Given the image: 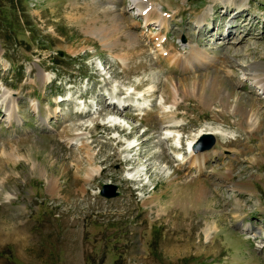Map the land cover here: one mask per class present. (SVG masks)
Returning a JSON list of instances; mask_svg holds the SVG:
<instances>
[{"label":"rangeland","instance_id":"374dc122","mask_svg":"<svg viewBox=\"0 0 264 264\" xmlns=\"http://www.w3.org/2000/svg\"><path fill=\"white\" fill-rule=\"evenodd\" d=\"M147 1L0 0V264H264V0Z\"/></svg>","mask_w":264,"mask_h":264},{"label":"bare ground","instance_id":"6f19581e","mask_svg":"<svg viewBox=\"0 0 264 264\" xmlns=\"http://www.w3.org/2000/svg\"><path fill=\"white\" fill-rule=\"evenodd\" d=\"M133 1V4H134V8H135V10L139 13V15H140V17L142 16V12H144L145 11V14H143L144 15V17H146V18H144L145 19V21H149L150 20V18H151V16H156V20L154 21V23H162L163 21H164V18L162 17L163 15L161 14V13H158L157 12V10L152 6V5H149L148 4V1L147 0H132ZM108 9H110V8H108ZM138 15V16H139ZM115 20V19H114ZM117 20V19H116ZM119 20V19H118ZM112 21V20H111ZM110 21V22H111ZM117 27H118V25L117 24H113L112 25V32H109V31H103V32H98L97 31V29H96V27H91V25L88 23V24H86V31H90V30H94V31H96V33H98L99 34V36L101 37V39H107V37L111 34V33H114V32H116L117 31ZM201 29L199 28V31H200ZM93 34H94V32H92ZM130 36V35H129ZM229 37H231V36H229ZM228 37V38H229ZM126 39L127 40H129V39H131V36L130 37H128V36H126ZM129 42L131 43L132 41L131 40H129ZM128 42V43H129ZM169 59H171L174 63H176L177 65H179L178 63L180 62V60H174V58H172V57H170ZM259 70V69H258ZM263 72V73H262ZM217 78V77H216ZM251 80L254 82V84H256L257 86H259L260 87V89L263 91V93H264V71H252V75H251ZM200 82V81H199ZM199 82H193V84H192V89L190 90V91H193V93H195L196 94V96H198V95H200V94H203L204 93V89H205V85L204 84H200ZM210 84V83H209ZM211 85V84H210ZM215 85V84H214ZM213 85V86H214ZM219 85V84H218ZM206 87H209V86H206ZM174 92H173V98H174V100H176L178 97H179V94H181L180 92V90H179V87H178V85H175L174 86ZM211 91H213V92H216V93H218V94H220L218 91H216V89H211V88H209ZM213 94V93H212ZM217 95V94H216ZM123 96L124 97H126L127 98V100L130 98L131 100H134V101H132V103L134 104V105H129L128 103H129V101H128V103L127 102H115V103H113V102H110V103H108L109 104V106L111 105V106H113V107H116V108H118V109H121V108H129V109H131V110H133V111H139V110H141V109H144V106L142 105V104H140V102L139 101H142V97H132V96H130V95H124L123 94ZM130 96V97H129ZM227 96H229L228 94H227ZM223 97V96H222ZM136 98V99H135ZM4 99H6V98H4ZM221 99V98H220ZM223 99V98H222ZM125 100V99H124ZM9 103V100H8V102H7V104ZM121 104V105H120ZM226 105H228V107H227V109H230V112L231 111H233L234 112V109L236 110V107H233V106H231V105H229V104H227V103H225ZM8 107V109L6 110L8 113H9V115H12V108H13V106H11V105H7ZM237 106V105H236ZM237 108H238V106H237ZM16 109V108H15ZM240 109H238V110H236V112L237 111H239ZM242 110V109H241ZM115 114V113H114ZM135 114V113H134ZM133 114V115H134ZM168 119H169V121H168V124H167V126H166V128H168V129H171V128H175V127H177L178 125H176V123H174V121L170 118V117H168ZM117 121V120H116ZM244 124H245V126L249 129V131H254L255 129H254V127H255V124L257 123V119H256V115H254V117H253V115L250 113V111H244L243 112V121H242ZM118 123V124H117ZM113 122V123H111V127L113 126L114 128L113 129H116L117 130V133H120V134H124V131L122 130V129H120L119 127L121 126L120 124H122V123H124V121H119L118 120V122ZM116 124V125H115ZM125 124V123H124ZM123 124V125H124ZM82 127V126H81ZM83 128V127H82ZM145 132L146 131H144V130H142V133H140V135H137L138 133L136 132L135 133V135H134V137L137 135V141H136V144H140L141 142H139L138 143V136H143L144 134H145ZM205 132H208V133H205ZM203 133V134H202ZM216 137H220V138H225V135H223L222 134V131H220V129H213V128H209V127H205L203 130H200L199 132H198V134H196V136H194V139L191 141V142H189V144H188V146H189V148H190V151H188L189 153H191L192 154V156L194 157V160L197 162V163H199V164H203V163H206V153L205 152H201V151H197V150H195V149H193V143H194V140L198 137V136H200L201 134L202 135H211V136H213L212 134ZM201 135V136H202ZM163 136V135H162ZM164 136H166V138H172V136L170 135V134H165ZM171 136V137H170ZM132 137V136H131ZM142 138V137H141ZM159 139H158V141H161V138L160 137H158ZM178 139V138H177ZM145 140V139H144ZM143 142V141H142ZM178 142V141H177ZM179 144V143H178ZM144 145V144H143ZM175 145V144H174ZM89 149V148H88ZM135 149H136V146L135 145H133L132 143H128L127 144V146H126V149H125V151L126 152H128V153H130V152H132L133 151V153H134V151H135ZM180 149H181V145H180ZM84 154H87V160H85V162H87V163H91L92 164V158L90 157V155H89V153H88V151H87V149H86V147H84ZM124 150V149H123ZM83 151V150H82ZM126 155V154H125ZM130 157V156H129ZM13 159V158H12ZM136 159L137 158H133V159H131V158H128V156H127V158L123 161V162H125V163H128V162H132V164H136ZM14 160V159H13ZM83 160V159H82ZM16 161V160H15ZM84 161V160H83ZM119 161H117V163H118ZM119 164H121L120 162H119ZM200 168H201V166H200ZM78 169V168H77ZM105 170V169H104ZM109 170V169H108ZM146 170H148V169H146L145 168V170L144 171H146ZM107 171V169L104 171V172H106ZM141 171H143V169H139V170H137V173H141ZM97 171H96V169H92V170H87L86 171V176H85V179H84V181L85 182H89V181H91V180H94L95 178V173H96ZM136 173V174H137ZM139 177V176H138ZM138 181V180H137ZM47 183H48V189H49V192L50 193H52V194H57V192L59 191L58 190V187L59 186H57V179H51V180H47ZM209 230H211V228L209 229Z\"/></svg>","mask_w":264,"mask_h":264},{"label":"water","instance_id":"95a60500","mask_svg":"<svg viewBox=\"0 0 264 264\" xmlns=\"http://www.w3.org/2000/svg\"><path fill=\"white\" fill-rule=\"evenodd\" d=\"M214 139L211 135H202L199 137L197 142L193 145V149L200 150L201 152L209 150L213 145ZM101 196L105 198L114 197V194L111 195H104L101 194Z\"/></svg>","mask_w":264,"mask_h":264}]
</instances>
